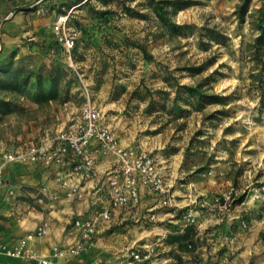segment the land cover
Wrapping results in <instances>:
<instances>
[{
  "label": "rangeland",
  "instance_id": "rangeland-1",
  "mask_svg": "<svg viewBox=\"0 0 264 264\" xmlns=\"http://www.w3.org/2000/svg\"><path fill=\"white\" fill-rule=\"evenodd\" d=\"M164 1L168 9L176 7L170 20L183 26L181 33L165 31L146 0H88L85 4L54 0L49 8L57 4L56 12L68 13V25L77 33L72 62L51 45L47 26L38 34L33 31L21 36L27 51L19 53L11 40H1L0 19V52L11 46L17 57L31 54L33 68L60 65L69 81L62 102L28 111L31 102L17 100L25 111L0 119V137L8 145L10 135L25 130L24 124L31 118L54 128L62 116L74 123L87 89L114 135H126L155 157L172 192L176 187L186 188L191 180L201 177L204 182L208 177V184L218 186V191L211 190L213 207L228 213L237 209L238 229L247 234L241 244L237 234H226L221 247L207 248L204 254L196 247L179 253L147 235L145 243L151 245L136 250L141 254L146 248L154 251L135 264H264V231L254 236L247 214L249 202L258 204L248 197L249 191L264 186V104L257 82L250 76L254 67L246 50L256 35L253 10L263 0H250L242 17L235 13L241 0ZM36 9L35 4L25 10ZM95 10L107 13L98 19ZM39 14L35 12L36 17ZM54 20L52 17L49 24ZM262 79L264 82V72ZM197 83L205 92L225 99L221 103L204 101L197 110L183 91V85ZM231 188L240 195L225 205L222 199L215 200ZM258 214L264 218L260 208ZM156 248L161 249L158 254ZM129 260L128 253L127 264Z\"/></svg>",
  "mask_w": 264,
  "mask_h": 264
},
{
  "label": "crops",
  "instance_id": "crops-1",
  "mask_svg": "<svg viewBox=\"0 0 264 264\" xmlns=\"http://www.w3.org/2000/svg\"><path fill=\"white\" fill-rule=\"evenodd\" d=\"M53 3L54 0H1L0 19H3L1 40L3 42L11 40L15 43L11 46L19 47L17 49L19 53L25 49L27 51L26 45L21 43V36L29 33L31 35L33 31L38 34L46 26L50 29L49 20L52 17L56 19L60 14L56 12L57 4L53 9L49 8ZM35 4L36 10H25ZM15 7L24 10L12 12ZM35 12L41 13L40 17H36ZM6 16L8 18L5 19ZM11 46L0 52V59L9 54L13 48ZM36 108L39 107L31 102L27 110ZM71 119L67 115L62 116L61 123L55 128L36 118L27 119L24 124L25 130L10 135L8 145L3 143L0 137V153L45 139L52 132L64 127L69 128L73 125ZM115 135L121 144L136 146V142L126 135ZM91 149L95 156L92 175L75 170L78 160L51 166L30 162H10L3 166V184L0 187V244L9 248L14 247L44 220L49 222L47 233L28 241V245L39 253L50 254L53 246L63 247L82 238L80 230L73 227L72 220L76 217H93L107 204L108 190L104 173L114 163V155L111 152L101 150L95 143H92ZM170 169L169 167L167 170L171 171ZM200 178L195 182L191 180L184 189L179 190L177 187L173 189L174 202L165 207H160L150 190L141 186L139 204L115 209L109 221H98L92 240L86 242L84 251L72 262L93 264L99 260L106 264H127L129 250L151 245L145 243L149 240L146 238L147 235L157 241L161 240L162 244L168 233L183 231L187 213L195 217L193 224L196 229L195 244L196 250H200L201 253H206L207 248L216 250L221 247L222 237L229 233L237 234L238 243L241 244V240L246 238L247 234L242 235L238 229L239 220L235 214L237 209L228 213L221 207L214 208L211 203L213 193L211 190L218 191V186L208 184L205 181L208 177L204 178V182ZM63 180L79 185L83 191L82 198L66 197L65 189L61 186ZM178 192L180 194H177ZM249 203L251 204L248 206L247 214L252 223L251 231L255 236L259 231H264V218L258 216V204ZM242 205L241 209H245ZM148 211L156 214L154 221L140 219L141 215ZM134 245L136 247L132 248ZM169 248L181 253L174 245H170ZM160 251L161 249L156 248V254ZM0 264L37 263L0 253Z\"/></svg>",
  "mask_w": 264,
  "mask_h": 264
},
{
  "label": "built area",
  "instance_id": "built-area-1",
  "mask_svg": "<svg viewBox=\"0 0 264 264\" xmlns=\"http://www.w3.org/2000/svg\"><path fill=\"white\" fill-rule=\"evenodd\" d=\"M68 13L59 14L50 26L54 39L61 45L65 58L72 62L73 50L77 33L68 25ZM8 16L5 17V19ZM86 100L80 106L76 121L69 128L56 130L45 139L32 141L24 147L0 153V187L3 184L2 168L10 162L39 163L45 166L62 165L67 161H76V171H83L87 175L93 174L95 156L91 149L92 143L103 151L114 155V163L105 171L104 181L108 190V202L93 217H76L72 220L74 228L80 230L82 238L66 246H53L50 254H42L28 245V241L35 237H42L49 228L47 220L27 233L17 245L12 248L0 244V253L7 256L34 261L37 264H79L72 262L81 255L86 242H90L96 230L98 221H109L115 209L137 206L139 204V188H149L160 207L170 206L174 202V194L168 187L155 157L147 150L137 146L121 144L110 126L103 120L101 110L91 102L89 92L84 90ZM65 195L69 198H82L83 191L77 184H70L66 180L61 182ZM236 189L224 191L215 200H223L227 204L239 196ZM251 200L258 202L260 214L264 217V186L253 187L248 194ZM243 201H240L241 206ZM143 220L154 221L156 214L148 211L141 215ZM185 226L195 224V217L191 213L185 215ZM241 224L245 225L242 219ZM153 248H146L141 254L138 250H130L128 264H135L148 258ZM93 264H104L96 260Z\"/></svg>",
  "mask_w": 264,
  "mask_h": 264
},
{
  "label": "trees",
  "instance_id": "trees-1",
  "mask_svg": "<svg viewBox=\"0 0 264 264\" xmlns=\"http://www.w3.org/2000/svg\"><path fill=\"white\" fill-rule=\"evenodd\" d=\"M1 1V0H0ZM88 0H78V3L85 4ZM154 15L158 18L160 25L170 34L181 33L183 26L173 23L170 20V13L173 10L168 9L167 2L164 0H146ZM250 0H241L236 6L235 13L239 17L246 14V4ZM131 13L129 8L125 9ZM107 11L95 10V16L102 19ZM255 18L253 27L256 35L248 42L246 50L248 58L254 67L250 76L257 82L260 90V102L264 104V82L262 74L264 72V0L262 4L253 10ZM52 46L58 47L62 51L61 45L54 39L52 32ZM211 38H215L214 33H209ZM76 48V43L74 50ZM73 50V52H74ZM63 52V51H62ZM31 54L16 57V52L11 51L6 57L0 59V119L6 115L14 113H23L24 107L16 103L17 100L28 99L30 102L43 107L51 102H62L64 94L67 92L68 80L66 79V70L60 65L46 68L43 64L33 68L31 63ZM202 84L183 85V91L190 96L197 110L201 109L204 101L211 103H221L225 96L205 92L201 89ZM241 200V199H240ZM196 229L194 225H186L183 231L168 233L164 242L174 245L179 251H193L195 244ZM264 238V233L262 234Z\"/></svg>",
  "mask_w": 264,
  "mask_h": 264
},
{
  "label": "water",
  "instance_id": "water-1",
  "mask_svg": "<svg viewBox=\"0 0 264 264\" xmlns=\"http://www.w3.org/2000/svg\"><path fill=\"white\" fill-rule=\"evenodd\" d=\"M22 9H24V8H21V7H15V8L12 9V12H14V11H16V10H22Z\"/></svg>",
  "mask_w": 264,
  "mask_h": 264
}]
</instances>
